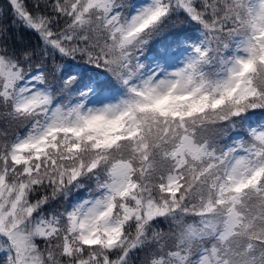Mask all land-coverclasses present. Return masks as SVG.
<instances>
[{
    "label": "snow or ice",
    "instance_id": "obj_1",
    "mask_svg": "<svg viewBox=\"0 0 264 264\" xmlns=\"http://www.w3.org/2000/svg\"><path fill=\"white\" fill-rule=\"evenodd\" d=\"M0 264H264V0H6Z\"/></svg>",
    "mask_w": 264,
    "mask_h": 264
},
{
    "label": "trees",
    "instance_id": "obj_2",
    "mask_svg": "<svg viewBox=\"0 0 264 264\" xmlns=\"http://www.w3.org/2000/svg\"><path fill=\"white\" fill-rule=\"evenodd\" d=\"M6 3V0H0V6H3ZM25 40H31L32 42H35L36 38L33 35H26Z\"/></svg>",
    "mask_w": 264,
    "mask_h": 264
}]
</instances>
